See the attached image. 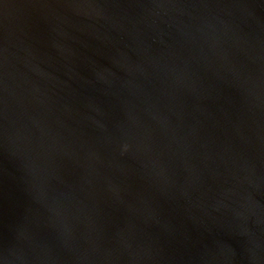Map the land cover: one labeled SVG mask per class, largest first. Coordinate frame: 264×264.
<instances>
[{
	"label": "water",
	"instance_id": "95a60500",
	"mask_svg": "<svg viewBox=\"0 0 264 264\" xmlns=\"http://www.w3.org/2000/svg\"><path fill=\"white\" fill-rule=\"evenodd\" d=\"M0 264H264V0H0Z\"/></svg>",
	"mask_w": 264,
	"mask_h": 264
}]
</instances>
